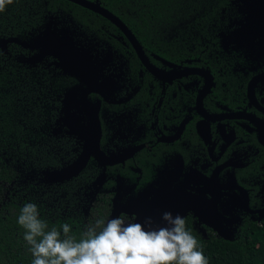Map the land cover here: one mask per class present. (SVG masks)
I'll return each mask as SVG.
<instances>
[{"label":"flooded vegetation","instance_id":"obj_1","mask_svg":"<svg viewBox=\"0 0 264 264\" xmlns=\"http://www.w3.org/2000/svg\"><path fill=\"white\" fill-rule=\"evenodd\" d=\"M260 2L263 9L254 16L243 0L222 10L218 41L211 44L216 49L202 60L193 54L164 58L139 43L160 72L156 75L117 27L116 35L103 28L107 39L118 41L113 45L89 39L84 31L71 56L92 85L76 77L82 89L63 107L62 125L52 135L57 151L68 158L66 168L81 158L79 133L88 118L80 97L89 89L87 102L100 124V150L114 164L89 156L72 177L74 189L83 194L109 190L122 200L126 220L143 224L150 218L154 227L162 224L164 212L181 206V198L196 197L199 201L188 202L182 217L207 238H233L245 225L264 227V0ZM259 5L255 2L257 12ZM17 45L42 52L39 44ZM72 117L76 123L70 125ZM75 124L76 132L71 129ZM50 173L44 175L45 187L58 190L64 180ZM210 226H217V232Z\"/></svg>","mask_w":264,"mask_h":264},{"label":"trees","instance_id":"obj_2","mask_svg":"<svg viewBox=\"0 0 264 264\" xmlns=\"http://www.w3.org/2000/svg\"><path fill=\"white\" fill-rule=\"evenodd\" d=\"M89 1L117 16L146 50L164 58L193 54L202 60L216 49L211 44L218 41L222 10L233 0ZM103 28L118 32L105 18L67 0H13L0 12V41L7 43L6 50L0 46V264L33 262L25 230L18 224L26 202L38 206L49 228L68 223L77 239L90 220L125 216L116 194L104 188L79 193L72 184L75 178L62 181L58 190L46 189L44 175L64 169L68 162L57 151L52 130L62 125L63 107L78 97L82 86L58 68L52 54L24 47L48 37L57 49L74 50L84 31L89 39L118 43L107 39ZM185 220L208 264H264V227L245 225L233 238H207Z\"/></svg>","mask_w":264,"mask_h":264},{"label":"clouds","instance_id":"obj_3","mask_svg":"<svg viewBox=\"0 0 264 264\" xmlns=\"http://www.w3.org/2000/svg\"><path fill=\"white\" fill-rule=\"evenodd\" d=\"M12 3L0 0V12ZM161 219L164 224L154 227L150 218L143 224L124 216L95 218L77 239L68 223L49 228L38 206L26 202L18 224L25 230L32 264H208L184 217L164 212Z\"/></svg>","mask_w":264,"mask_h":264},{"label":"water","instance_id":"obj_4","mask_svg":"<svg viewBox=\"0 0 264 264\" xmlns=\"http://www.w3.org/2000/svg\"><path fill=\"white\" fill-rule=\"evenodd\" d=\"M71 3H74L84 9H87L97 15H100L101 17L108 20L110 23H112L115 27H117L124 36L128 39L133 49L136 51L138 57L144 64V66L152 73V74H160L159 71H157L154 67L150 65V63L147 61L146 56L142 50V47L140 46L138 40L135 38V36L132 34L131 30L114 14L103 8L98 2H92L89 0H67ZM6 44V41H1V47L4 49ZM37 47L42 49V54L44 53H50L57 59V66L60 68L63 72L73 75L83 81L88 87L92 85L91 79L88 76L86 72L81 70V67L78 66L74 60L72 59L73 56H71L72 49L69 47H63L61 50L57 49L49 40L47 37L45 41L40 43ZM89 89H86L81 93L80 97V104L82 107L83 112L88 118V123L85 127H81V133L80 137L84 140V151L82 153L81 158L71 164L69 167L51 172V175H54L57 177V179L65 180L70 179L74 176H76L86 165L87 160L89 156H98V159L103 164H114L111 159L108 157H105L104 154L100 150V124L99 120L96 114V111L94 108H92L88 102H87V94L89 93ZM73 119V117L71 118ZM76 123V122H75ZM79 128L76 124L71 127L74 132H76V129ZM59 131V129H54L53 133L56 134ZM195 201L198 202L199 199L196 197H183L180 199L181 206L174 211L172 214L175 216L179 214L180 216H183L187 209L189 208L188 202ZM164 224V221L162 222ZM160 224V225H162Z\"/></svg>","mask_w":264,"mask_h":264},{"label":"rangeland","instance_id":"obj_5","mask_svg":"<svg viewBox=\"0 0 264 264\" xmlns=\"http://www.w3.org/2000/svg\"><path fill=\"white\" fill-rule=\"evenodd\" d=\"M248 6V8L251 7V9L253 10H250V15L254 16L256 15V13H259L260 11H262L263 7L261 6V2L260 0H243ZM255 2H258L260 3L259 7H258V12L255 9ZM252 25V17H250L248 20H247V23L245 24V26H247L248 28ZM74 122H76L75 119H69V123L70 125L71 124H74ZM138 221V220H137ZM213 230H215L217 232V226H210Z\"/></svg>","mask_w":264,"mask_h":264}]
</instances>
